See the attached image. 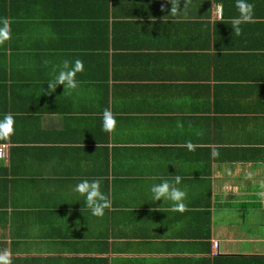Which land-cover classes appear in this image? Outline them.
I'll list each match as a JSON object with an SVG mask.
<instances>
[{
	"label": "crops",
	"instance_id": "1",
	"mask_svg": "<svg viewBox=\"0 0 264 264\" xmlns=\"http://www.w3.org/2000/svg\"><path fill=\"white\" fill-rule=\"evenodd\" d=\"M241 2L237 35V0H0V255L264 264V0ZM76 59L78 87L49 89ZM176 176L183 212L151 199ZM83 180L100 181L102 216Z\"/></svg>",
	"mask_w": 264,
	"mask_h": 264
},
{
	"label": "clouds",
	"instance_id": "2",
	"mask_svg": "<svg viewBox=\"0 0 264 264\" xmlns=\"http://www.w3.org/2000/svg\"><path fill=\"white\" fill-rule=\"evenodd\" d=\"M237 7L240 10L241 18L233 22L234 32L239 35L241 32L240 24L249 19L252 14V5H245L241 0H237ZM177 8L171 7V12L176 13ZM9 29L5 22L4 28L0 30V43L3 40L8 39ZM84 70L83 62L79 59L75 61L64 60L62 66L59 68L58 74H55L53 78L48 82L49 89H56L58 85H63L67 89H76L78 87V80L76 74ZM116 120L109 110L104 111L102 129L110 132L114 129ZM14 133V117L12 115L5 114L0 119V139H7ZM181 177L176 176L174 182L164 180L159 184H154L150 188L151 199L153 202L162 200L172 201V209L174 211L183 212L185 210V204L183 203L186 197V192L177 188L176 185L180 184ZM74 191L84 196V203L91 214L94 216H102L104 209L108 206L105 202V198L100 191L99 180H83L78 183ZM0 264H10V258L7 251L0 255Z\"/></svg>",
	"mask_w": 264,
	"mask_h": 264
},
{
	"label": "built area",
	"instance_id": "3",
	"mask_svg": "<svg viewBox=\"0 0 264 264\" xmlns=\"http://www.w3.org/2000/svg\"><path fill=\"white\" fill-rule=\"evenodd\" d=\"M9 144L8 143H0V158H3L8 155ZM218 241H215V245H217Z\"/></svg>",
	"mask_w": 264,
	"mask_h": 264
}]
</instances>
